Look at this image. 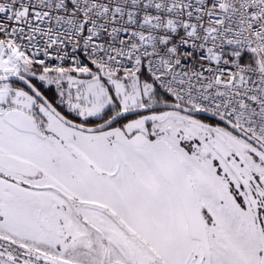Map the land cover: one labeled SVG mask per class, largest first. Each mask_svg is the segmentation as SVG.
Wrapping results in <instances>:
<instances>
[{
    "label": "snow or ice",
    "instance_id": "6c2138e0",
    "mask_svg": "<svg viewBox=\"0 0 264 264\" xmlns=\"http://www.w3.org/2000/svg\"><path fill=\"white\" fill-rule=\"evenodd\" d=\"M0 264H264V0H0Z\"/></svg>",
    "mask_w": 264,
    "mask_h": 264
},
{
    "label": "flooded vegetation",
    "instance_id": "af4514ba",
    "mask_svg": "<svg viewBox=\"0 0 264 264\" xmlns=\"http://www.w3.org/2000/svg\"><path fill=\"white\" fill-rule=\"evenodd\" d=\"M33 82L36 83L37 86H40V82L38 80H33ZM16 86H22V84L17 83ZM50 87H51V92H49L47 88H42V90L45 92L46 95H48L50 98H52L53 94L55 93V85H52Z\"/></svg>",
    "mask_w": 264,
    "mask_h": 264
}]
</instances>
